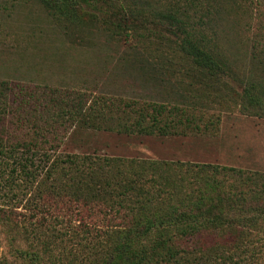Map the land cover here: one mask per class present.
<instances>
[{"label":"trees","instance_id":"obj_1","mask_svg":"<svg viewBox=\"0 0 264 264\" xmlns=\"http://www.w3.org/2000/svg\"><path fill=\"white\" fill-rule=\"evenodd\" d=\"M43 4L54 16L64 15L68 42L76 48L91 45L85 22L91 17L129 43L119 48L131 50L135 48L131 40L143 38L157 54L168 38L150 37L148 24L160 23L172 32L180 49L164 53V63L173 64V54L182 52L192 68L202 72L203 83L212 87L214 96L223 92L242 111L264 115L258 96L264 91V78H254L247 89H231L228 80L240 83L235 69L239 56L223 53L229 52L221 49L222 35L201 0L185 6L171 3L167 10L154 7L150 0ZM193 5L198 18L189 16ZM166 40L165 47L174 48ZM257 58L251 72L262 75L264 69L258 67L264 66V57ZM11 83L0 80V264H264V189L252 195L223 185L243 171L189 163V171L182 172L175 162L96 160L60 153L67 134L82 119L84 98L62 104L60 92L47 84L39 85L41 94L21 85L19 97L24 102L15 105L12 96L18 89ZM151 100L138 109L126 103L130 123L117 130L146 134L158 130L167 135L207 127L201 125L206 117L195 104L189 108ZM216 103L222 105L217 99ZM90 127L95 128L94 123ZM75 244L81 246L78 251Z\"/></svg>","mask_w":264,"mask_h":264},{"label":"rangeland","instance_id":"obj_2","mask_svg":"<svg viewBox=\"0 0 264 264\" xmlns=\"http://www.w3.org/2000/svg\"><path fill=\"white\" fill-rule=\"evenodd\" d=\"M150 1L154 7L167 10L171 3L185 6L190 0ZM43 3L45 0H0V80L9 79L18 89L12 96L15 105L16 101L24 102L19 97L21 85L41 94L39 85L47 84L55 93L60 92L58 101L62 104L72 103L80 96L84 98L82 119L67 134L60 153L96 160L119 157L175 162L182 172L189 171V163H211L243 171L240 177L230 176L223 181L225 188L252 195L264 189V115L242 111L223 92L214 96L212 87L203 83L202 72L193 69L182 52L173 54V64L164 63V53L180 50L172 41L175 38L172 32H167L160 23H149L150 37L168 38L159 46L160 51L153 53L155 50L147 47L143 38L132 39L135 48L128 50L119 48L129 43L109 33L108 25L87 17L91 45L76 48L68 42L65 29L69 22L66 23L64 15L54 16ZM201 5L207 6L209 16L217 23V32L222 35L221 49L229 52L223 53L239 56V66L234 68L240 74V83L228 80L231 89H247L254 78L263 79L264 73L253 74L252 68L259 63L258 54L264 57V0H201ZM195 9L193 5L189 13L192 18L197 17ZM80 32L86 36L82 29ZM165 40L174 48L165 47ZM258 96L264 104V91H259ZM151 99L189 108L195 104L206 117L201 125L207 127L186 128L183 133L167 135L158 130L151 134L117 130L119 125L130 123L132 113H124L129 109L126 103L138 109L151 103ZM91 123L95 128H89ZM234 208L237 207L225 206V210ZM243 208L252 210L254 206ZM80 247L73 246L77 251Z\"/></svg>","mask_w":264,"mask_h":264}]
</instances>
